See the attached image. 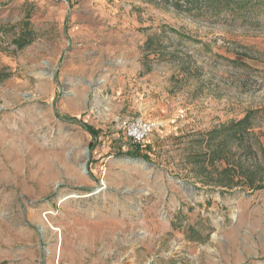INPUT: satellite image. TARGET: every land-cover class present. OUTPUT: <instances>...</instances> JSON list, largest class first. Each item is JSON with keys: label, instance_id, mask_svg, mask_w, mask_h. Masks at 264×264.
Wrapping results in <instances>:
<instances>
[{"label": "rangeland", "instance_id": "374dc122", "mask_svg": "<svg viewBox=\"0 0 264 264\" xmlns=\"http://www.w3.org/2000/svg\"><path fill=\"white\" fill-rule=\"evenodd\" d=\"M177 3L0 0V264H264V189L199 164L249 114L252 154L227 147L264 186V17Z\"/></svg>", "mask_w": 264, "mask_h": 264}, {"label": "trees", "instance_id": "16d2710c", "mask_svg": "<svg viewBox=\"0 0 264 264\" xmlns=\"http://www.w3.org/2000/svg\"><path fill=\"white\" fill-rule=\"evenodd\" d=\"M178 1H183L188 5L189 12L205 10L216 17H223L232 21L241 19L248 22H253V20L257 22L260 17H264V0H176V6L181 8V5L177 3ZM147 42L149 43V41ZM29 43L30 40L22 34L13 41L18 50L23 49ZM148 43L144 48L145 51L150 47ZM252 129L253 126L248 114L238 122L221 125L208 133L210 151L203 155L205 159L199 163L202 173H206L209 178L201 183L203 186H215L230 191L238 187L237 184H240L248 191L264 189L261 184L263 169L259 167L251 168L243 164L240 158L235 157V154L227 147L228 143L235 144V142L241 141L243 143L242 156L252 154L253 147L250 142V131ZM86 130L93 137H96L93 129L86 127ZM132 154V156H138L137 153ZM221 162L224 163V168L218 169L216 164ZM205 164L210 165L211 169L209 171L204 167ZM237 175L242 180L235 183L234 179Z\"/></svg>", "mask_w": 264, "mask_h": 264}, {"label": "built area", "instance_id": "2783aa9c", "mask_svg": "<svg viewBox=\"0 0 264 264\" xmlns=\"http://www.w3.org/2000/svg\"><path fill=\"white\" fill-rule=\"evenodd\" d=\"M127 141L132 145H141L156 128V123L143 119L124 121L121 124Z\"/></svg>", "mask_w": 264, "mask_h": 264}, {"label": "bare ground", "instance_id": "6f19581e", "mask_svg": "<svg viewBox=\"0 0 264 264\" xmlns=\"http://www.w3.org/2000/svg\"><path fill=\"white\" fill-rule=\"evenodd\" d=\"M84 155L85 156H87V151H86V149H85V151H84ZM81 171L83 172V173H85V169H84V163H82L81 164ZM85 196H87V195H85ZM75 197H77V195H74V194H71V195H65L64 197H63V199H70V198H75ZM62 199V200H63ZM49 213H51L50 211H49ZM47 214V213H46ZM40 229H41V231L45 234V233H47V228L45 227V224L44 225H42L41 227H40ZM56 233L57 232H59V229H56V230H54ZM54 234V233H53ZM60 238H59V236H58V238H57V240H59Z\"/></svg>", "mask_w": 264, "mask_h": 264}, {"label": "water", "instance_id": "95a60500", "mask_svg": "<svg viewBox=\"0 0 264 264\" xmlns=\"http://www.w3.org/2000/svg\"><path fill=\"white\" fill-rule=\"evenodd\" d=\"M85 172H87V169H85Z\"/></svg>", "mask_w": 264, "mask_h": 264}]
</instances>
